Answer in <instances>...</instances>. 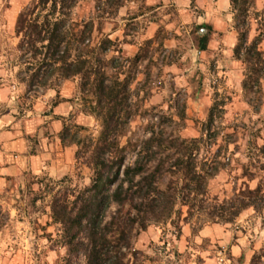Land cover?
<instances>
[{
    "label": "clouds",
    "instance_id": "clouds-1",
    "mask_svg": "<svg viewBox=\"0 0 264 264\" xmlns=\"http://www.w3.org/2000/svg\"><path fill=\"white\" fill-rule=\"evenodd\" d=\"M0 264H264V0H0Z\"/></svg>",
    "mask_w": 264,
    "mask_h": 264
}]
</instances>
